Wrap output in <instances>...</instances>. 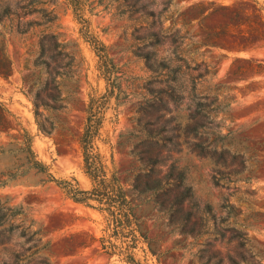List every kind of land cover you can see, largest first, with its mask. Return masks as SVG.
Segmentation results:
<instances>
[{
  "label": "rangeland",
  "instance_id": "obj_1",
  "mask_svg": "<svg viewBox=\"0 0 264 264\" xmlns=\"http://www.w3.org/2000/svg\"><path fill=\"white\" fill-rule=\"evenodd\" d=\"M21 1L0 0V16L6 3L11 8L0 23V68L11 69L9 77L0 74V103L14 115V130L0 133V146L20 141L25 130L37 159L52 175L75 179L83 190L93 188L80 139L90 101L110 89L93 43L98 41L116 78L96 146L108 177L133 203L147 238L135 251L137 259L142 264H200L202 256V262L225 258L226 245L220 236L210 237L213 222L202 213L210 204L221 216L223 198L232 194L241 223L264 250V0H41L38 6ZM22 17L29 23L22 29L26 34L18 33ZM152 42L159 61L183 58L174 65L182 67L175 82L166 71L159 76L147 65ZM181 43L184 47L177 49ZM193 60L211 66L206 80H195ZM173 88L184 101L165 107L160 100ZM194 92L218 99L211 115L222 122L227 165L245 170L241 180L251 172L249 183L231 182L229 191L214 187V167L194 152L196 140L186 132ZM153 131H159L158 143L151 142ZM8 165L0 160V172ZM173 178L180 181L178 188L171 186ZM45 180L30 172L0 188V198L23 208L43 228L54 264H126L92 241L104 236L107 225L100 206L75 203ZM247 189L256 195H246ZM188 213L194 215L188 229L196 230V238L181 234ZM8 249L19 247L12 243ZM2 257L11 260L9 253Z\"/></svg>",
  "mask_w": 264,
  "mask_h": 264
},
{
  "label": "trees",
  "instance_id": "obj_2",
  "mask_svg": "<svg viewBox=\"0 0 264 264\" xmlns=\"http://www.w3.org/2000/svg\"><path fill=\"white\" fill-rule=\"evenodd\" d=\"M25 1L27 0H22L21 2ZM73 2L76 3L78 0H73ZM41 4V0H33L30 6ZM5 5L4 13L0 16V23L4 22L7 14H11L9 3ZM150 15L154 16V13L152 12ZM24 20L25 18L22 17L18 24V33L20 34H26L28 31L22 30L29 27V23H25ZM149 38H157L158 40L159 36L151 34ZM93 43L101 57V69L105 75H109L107 81L110 88L106 95L90 101L80 139L84 168L93 183V188L91 190H83L75 179L72 181L60 180L52 175L49 168L37 159L32 148V137L25 130L20 141L14 139L7 146H0V160L11 162V165L6 166L5 171L0 172V188L15 182L30 172H35L36 174L44 175L46 177L45 182L58 186L75 203L92 208H95L92 203H97L100 206L98 209L106 214L107 225L103 231L104 236L99 239L93 238V243H99L100 251L107 256H118L126 264H142L137 259L135 251L141 239L146 241L147 238L141 232L135 207L118 184V181L108 177L103 157L96 146V141L100 137L105 123L109 102L114 97V80L116 76L113 71L112 61L106 54V47L98 41ZM153 44V42L150 44L153 49L152 52H148L146 55L147 65L159 76L166 71L169 73L167 76L171 77L172 81L175 82L177 79L176 74L182 70V67L174 65L184 62L183 58L177 60V62L167 59L159 61L156 58L157 52L154 50ZM40 47L41 55L46 56L47 50L43 40L40 41ZM183 47L184 44L181 43L177 46V49L181 50ZM192 62L194 63L193 71L198 74L196 81L198 79L206 80L211 75L212 69L210 65L204 62L197 63L195 60ZM0 74L4 77H9L11 69L9 67L0 68ZM229 99L231 100V98H224V101ZM183 101V96L177 94L175 88L170 93L167 92V98L160 100L165 107L169 103L177 105L183 103ZM217 102L218 99L210 101L209 95L194 92L190 98L193 114L189 120L190 124L186 128V132L196 140L194 152L199 157L210 160L214 167L212 176L214 187L229 191L231 182L244 181L249 183L252 180V174L249 172L250 176L245 180H241L239 178L245 173V170H231L227 165V152L223 144H221L223 137L222 122L216 123L217 115H211L212 106ZM35 109L36 117H39L40 104L38 101L35 102ZM10 118H14V115L0 103V133H8L14 130L11 126ZM40 127L44 129L42 125ZM152 134L155 136L151 137V142L158 143L156 139L160 137L159 131H153ZM237 158L235 153L232 162L235 163ZM170 184L178 188L181 183L178 179L173 178L170 180ZM161 185L162 182H159L157 190H160ZM244 193L251 197L256 195L254 191H249L248 189ZM233 195L223 198L224 204L220 210L221 216L217 215L210 204L206 206L202 213L213 222V231L210 237L217 240L218 236H220L222 242L226 245L228 250L226 257L214 262V259H217L215 258L217 256L214 255L215 257H209L206 262H202V259L206 258V256H202L199 258L200 264H262L264 261L263 248L250 237L246 231L247 226L241 223L242 212L231 203L230 199ZM185 201L183 197L177 203L183 205ZM193 218V213H188L184 218L182 235H192L195 238L199 236L194 228L188 229V225ZM46 238L47 235L43 228L38 226L35 221L30 220L23 208L10 206L8 200L3 201L0 198V255L3 252L9 253L11 258L10 261L3 257L0 258V264H54L51 258L52 242ZM12 243H15L19 250L10 251L8 245ZM209 246L212 247L213 245L210 244Z\"/></svg>",
  "mask_w": 264,
  "mask_h": 264
}]
</instances>
